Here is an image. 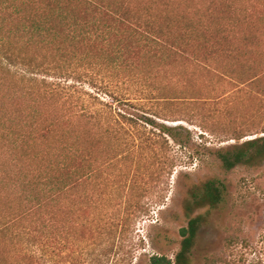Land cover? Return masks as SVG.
Instances as JSON below:
<instances>
[{
    "label": "trees",
    "instance_id": "1",
    "mask_svg": "<svg viewBox=\"0 0 264 264\" xmlns=\"http://www.w3.org/2000/svg\"><path fill=\"white\" fill-rule=\"evenodd\" d=\"M185 3L192 14L167 19ZM228 9L253 19L264 0H0V264H133L140 245L128 240L131 203L96 230L76 189L91 177L96 137L109 142L121 179L136 165L142 180L188 167L186 130L160 122L177 121L172 108H195L206 142L231 136L234 144L212 151L225 171L264 165V98L252 87L240 96L264 84V19L235 32ZM232 99L255 104L247 128L214 120ZM250 133L256 138L244 141ZM226 194L219 179L191 188L175 259L153 255L149 264H192L206 219L194 214L217 209Z\"/></svg>",
    "mask_w": 264,
    "mask_h": 264
},
{
    "label": "rangeland",
    "instance_id": "2",
    "mask_svg": "<svg viewBox=\"0 0 264 264\" xmlns=\"http://www.w3.org/2000/svg\"><path fill=\"white\" fill-rule=\"evenodd\" d=\"M186 13H193L191 3H185L180 10L172 11L166 18L175 20L181 15L182 19ZM226 16L235 32H247L253 29L259 20L264 19V14L261 13L253 19H248L243 12L233 15L229 9ZM162 20L169 22L166 19ZM180 31L182 32V27L179 26L175 35L178 36ZM222 62L227 64L225 58ZM250 87L264 98V84L249 86L244 93H240V96L243 98L249 96ZM238 100H231L229 106L233 107L232 109L229 110V107L222 104L218 111L213 113L215 121L223 122L222 129L238 131L252 123L251 114L255 104L250 101L238 103ZM172 111L176 113L169 120H177L176 122L162 120L160 122L170 126L180 125L186 130L183 132L182 140L188 144V149L195 156L188 167L178 168L171 178L165 176L160 180L158 177L156 180L152 178L149 180L143 177L142 180L139 176L143 168L139 170L136 165L135 175L133 171H129L128 178L121 179L117 177L122 172L121 169L113 174L115 167L109 166L111 156L109 142H102L96 137L89 144L92 148L94 165L90 172L91 177L87 183L81 182L76 189L78 204L80 206L90 204L93 208L92 218L97 230L107 224L108 218L116 214L119 207L123 209L126 204L128 208L130 202V212L125 211V216H129L128 240L132 238L140 245L133 264H149L153 255L174 260L181 245L180 230L187 226L189 220L183 211L189 190L210 179H219L227 186L225 201L215 210L206 208L194 214V216L202 214L206 219L199 233L192 264H264V165L257 168L238 167L233 171H225L212 151L234 144L235 141L230 140L231 136H223L222 140L228 141L219 143L208 134L205 136L206 142L201 136L206 135L202 127L206 123L198 117L195 108L181 106L172 108ZM250 134L252 135L245 137L244 141L257 136L254 133ZM202 142L207 143L209 150H206L207 147L205 148ZM184 152L188 151L184 150ZM103 155L106 156L104 162ZM127 157L124 153L121 158V168L129 170V167L124 165ZM82 167L83 164L79 166L80 170ZM104 187L111 193L109 203L106 205L107 209L103 202L106 196L103 195ZM161 194L167 197L163 204L159 203ZM80 216L82 219L86 218L84 213ZM104 242L102 237L96 247H103ZM68 253V250L63 252L64 255Z\"/></svg>",
    "mask_w": 264,
    "mask_h": 264
}]
</instances>
